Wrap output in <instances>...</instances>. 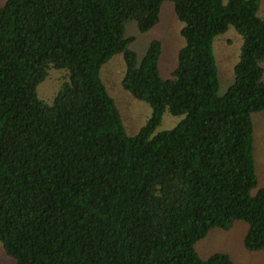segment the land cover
Returning a JSON list of instances; mask_svg holds the SVG:
<instances>
[{"label": "trees", "instance_id": "16d2710c", "mask_svg": "<svg viewBox=\"0 0 264 264\" xmlns=\"http://www.w3.org/2000/svg\"><path fill=\"white\" fill-rule=\"evenodd\" d=\"M171 2L185 45L162 77V42L142 60L126 27L148 33ZM262 0H8L0 5V243L14 264H234L195 249L244 222L264 251V187L253 115L264 112ZM243 39L219 94L215 39ZM123 88L152 117L127 134L101 80L115 55ZM67 72L52 104L37 93ZM181 116L156 133L166 112Z\"/></svg>", "mask_w": 264, "mask_h": 264}, {"label": "rangeland", "instance_id": "374dc122", "mask_svg": "<svg viewBox=\"0 0 264 264\" xmlns=\"http://www.w3.org/2000/svg\"><path fill=\"white\" fill-rule=\"evenodd\" d=\"M7 1L0 0V5L4 6ZM224 1L228 2V0ZM259 15L264 18V0L261 2ZM182 28L183 24L176 17L173 4L165 2L161 21L154 29L148 33H141L137 24L131 22L126 27V35L134 38L131 49L137 53L140 61L153 40L157 39L162 42L159 69L162 77L168 79L177 66L178 53L185 45L181 34ZM242 45L243 39L234 27H230L227 33L215 39L214 54L219 71V94L221 96L227 93L234 81V69L239 62ZM125 72L124 57L118 54L102 67L100 76L109 95L114 99L119 109L127 134L135 136L152 117L153 110L149 104L134 99L125 91L123 88ZM66 78V71L51 68L47 78L37 89L39 98L48 104H52ZM181 120V116H174L167 111L156 133L174 129ZM253 121L255 125L254 148L257 176L260 186L264 187V112L254 114ZM247 230L248 225L244 222L236 223L230 230H212L207 237L196 244L195 249L203 259L221 252L229 254L234 264H264V251L251 253L246 250L244 239ZM0 264H14V261L4 252L1 243Z\"/></svg>", "mask_w": 264, "mask_h": 264}]
</instances>
